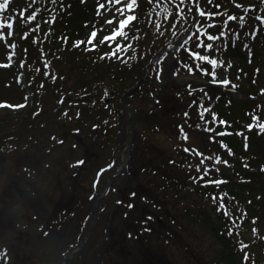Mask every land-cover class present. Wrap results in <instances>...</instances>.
Returning <instances> with one entry per match:
<instances>
[{"label": "trees", "instance_id": "1", "mask_svg": "<svg viewBox=\"0 0 264 264\" xmlns=\"http://www.w3.org/2000/svg\"><path fill=\"white\" fill-rule=\"evenodd\" d=\"M137 3L138 19L125 29L128 40L120 38L116 42L101 43L102 40L97 41L96 37L91 44L87 43L91 32L100 27L94 4L89 0H57L55 4L51 0H14L12 7L0 11V24H13L12 29L0 28V35L5 37L0 41V55L10 63L9 67H0V73L5 75L0 81V96L3 98L0 105H26L20 108L0 106V153H3L0 155V173L15 181L21 178L17 192L18 188L29 186L35 180V174L44 175L49 184L51 175L53 182L57 173L44 171L35 165L31 153L38 147L48 161L47 167L43 163L45 169L50 168V160L54 159L53 154L57 151L48 149L51 139L54 140L61 131L53 123L59 116H62L60 121L73 118V115L79 120L75 121V129L71 132L76 141L78 136L85 138L89 134L88 128L98 138L101 129L106 132L103 137L113 135L117 129L118 154L119 141L126 137L127 109L130 107L133 110L130 147L135 153L130 147L127 149L124 171L113 176L112 181H118L125 170L131 173V169L143 172L145 180H155L147 194L151 193L149 208L156 218L147 220L145 214H141L135 223L148 222L151 227L148 238L158 255L181 264H264V133L258 131V125L264 123V100H250L257 92L264 94V82L261 80L264 72V25L255 19L256 16H264V0H213V5L200 0V7L225 14L213 21L218 27L209 29V34H218L219 25L227 14L244 15L243 26L235 21L229 22L230 28L225 29L230 30L229 39L212 42V50L195 48L190 40L187 44L183 42L177 51L163 53L157 62L154 60L160 57V53L176 46L190 29L192 33L196 32L193 26L199 19L195 15L196 8L186 0L180 5L185 15L176 16L173 20L180 0H137ZM237 3H242L243 7L236 8ZM214 4L221 7L217 9ZM32 14L37 19L27 20V16ZM53 17L54 23L49 24ZM201 23L204 22L201 20ZM34 28L37 30L33 31ZM7 32L12 35L8 36ZM231 32L239 34L234 44ZM79 41L85 43L76 47ZM117 43L126 50L113 57L112 51ZM12 44L16 45L15 49ZM193 50L216 59L218 67L213 69L206 62L195 60L190 55ZM9 56L13 58L9 60ZM50 58L62 69L63 83L67 84L61 88L54 86L33 111L30 105L34 97L30 93L34 90L31 64L41 61L46 65ZM45 65L39 63L37 66L42 77L49 72L48 65ZM56 66L53 67L57 69ZM211 71L216 75L212 76ZM14 72L18 74L16 78ZM225 78L229 86L232 84L236 90L243 91L249 99L236 102L228 92L212 83L214 79ZM80 79L81 86L78 87L84 92L72 88V83ZM54 80L61 84L56 77L47 82ZM27 82H31L32 88H28ZM5 86L24 90L27 95L20 93L22 99L14 101L12 94L15 92L5 91ZM86 94L96 101L106 97L104 106L94 114L91 110L84 113L83 108H90L86 105L90 106L92 102ZM121 96L123 105L120 104ZM140 97H144L142 102L137 101ZM52 100H62L60 109L65 104L69 106L64 107L60 115L59 108L52 110V105L43 109L45 103ZM167 100L168 103L173 102V110L169 108L170 104L167 105L168 110L161 104ZM179 103L181 109L176 107ZM137 108L143 111L140 115L134 114ZM201 112H204L203 119ZM26 115L29 117L22 125L26 134L8 133L6 125L12 124L17 129ZM101 118H104L102 123ZM17 120L18 125H15ZM220 121H225V124H220ZM250 123L256 127L249 129ZM209 128L213 131H207ZM219 132L229 135L220 136ZM22 138H26L25 143ZM58 139L55 141L61 142L57 149L61 153L60 175L63 176L65 170L62 168L66 166L73 174L75 160L70 158L73 150L65 149L66 138ZM87 139L94 144L90 138ZM104 145L102 140L99 147ZM11 146L12 149L7 150ZM186 148L189 151H185ZM24 149L26 155L21 154ZM120 152L122 154L123 150ZM50 154L52 156L46 158ZM217 157L226 160L227 164H215ZM200 160L204 163L199 164ZM117 165L111 163L109 166L108 163L102 169L109 171V177L117 171ZM36 169L41 173H36ZM201 176L203 179H199ZM218 179L225 183H207ZM111 188L120 197L117 201L119 208L124 205L125 209L134 212L142 206V199H139L140 205L136 201L143 198L142 190L140 194L139 191L138 194L131 191L132 198L127 199L122 189L117 191L116 185ZM56 189L55 186L53 190ZM221 204L225 208H221ZM170 206L172 209H168ZM158 210L168 219L163 224L164 218L157 214ZM177 223L180 228L173 227L172 224ZM139 232L136 231L137 236ZM154 234L159 235L156 240L152 238ZM167 235L172 239L176 236L175 244L168 241ZM184 240L189 242L187 253L183 251ZM180 250L182 254H179Z\"/></svg>", "mask_w": 264, "mask_h": 264}, {"label": "rangeland", "instance_id": "2", "mask_svg": "<svg viewBox=\"0 0 264 264\" xmlns=\"http://www.w3.org/2000/svg\"><path fill=\"white\" fill-rule=\"evenodd\" d=\"M13 2L14 0H11L10 4L12 5ZM89 3L94 4L95 17H97L98 4L106 3V0H89ZM137 12L138 3L136 9L128 14L136 15ZM111 16V12L105 13L103 10L98 15L99 19L98 17L97 19L99 20L98 24L100 28H96L98 32L97 41L98 39L103 40L104 36L111 35L112 28L116 25L105 24V21L111 18ZM14 23L16 24V22ZM25 28H27V25ZM5 63L6 59L1 54L0 64L3 65ZM39 63L45 65L41 61H36L34 64H31V68L34 70V77L32 76L34 90L32 89L30 91L34 95V97L31 96L33 100L30 104L32 105L31 109L33 111L40 106L41 101L54 89V86L61 88V85L65 86L67 84L63 83L65 81L64 74L60 66H56L53 58H50V61L46 62V65L49 67V72L43 77L40 73L38 74L39 69H37V66ZM6 64L9 65L10 63L8 62ZM53 66H56L57 69ZM17 75V73H13L15 78ZM262 76L261 80L264 82V72ZM4 77L5 75L0 73V81ZM54 77L58 78L61 84H57L55 80L48 84L47 81L52 80ZM13 81L15 82V80ZM80 81L81 79L75 84L72 83V88L75 87L76 91L79 89L82 90L78 87L81 86ZM222 81L220 83H218L219 81H215L213 85L217 84L221 86L223 91L228 92L229 96L236 102L247 101L249 99V95L238 89L236 90L232 84L230 86H224ZM26 85L28 88H32L31 82H27ZM6 86L5 91L12 90L15 92L12 94L14 101L22 99L21 95L23 96V93H25L24 96L27 95L24 90L20 91L12 87L14 85L8 88ZM82 91L84 92V89ZM255 93L256 91H254ZM263 95L262 92H257L253 98L250 97V100H256L258 98L264 100ZM86 97L90 98L92 102L90 106L88 104L86 105L90 108H83L84 113L85 110H91L94 114L99 107L104 106L106 97L102 96L97 101L88 94H86ZM1 99L3 98L0 96ZM138 100L142 102L144 97L137 98ZM43 103L45 102L43 101ZM62 103V100H52V102H46L43 109L46 106L50 107L52 105V110L59 108L60 115L63 108L69 106V104H65L60 109ZM120 104L123 105V96H121ZM161 104L164 107L170 104L169 108L171 110L174 108L173 102L170 101L168 103V100L164 103L161 101ZM176 107L181 109L180 103ZM127 112L128 120H130L131 116L133 117L132 108L129 107ZM141 112L143 111L137 108L134 114L140 115ZM69 115H72V113L70 112ZM36 116L41 121L39 115L37 114ZM28 117L29 115L23 117L17 129H14L12 124H7L6 128L8 133L25 135L26 131L22 125ZM61 117L59 116L56 120L54 117L51 118L52 121L55 120L53 123L58 125L61 131L57 133L54 140L51 139L52 143L48 149L55 148V151H57L56 153L53 151L54 154L52 153L54 159L50 160V168L45 169L48 161L47 159L45 160V154L39 151L38 147L31 153V159L35 165L42 167L44 171L57 173V177L53 182L51 181V175L49 176V184L48 181H45L44 175L39 176L35 174V180L23 189L18 188L17 192V183L21 181V178L15 181L9 175L3 176L0 173V264H64L65 262L68 264H181L180 262H175L158 255L155 246L150 243V238H148L151 230L148 222L141 221L137 225L135 223V220L139 219V215L141 214H145V219L147 220L156 218V214L149 208V197L151 193L149 195L147 194L155 180H145L142 175L143 172L141 174L136 169H131V173L125 170V173L119 176L118 181H112L111 178H108L109 171L102 169L108 163L109 166L111 163L114 166L118 163V171H124L122 169L125 163V152L130 147L132 138L131 124H127L126 126L124 142L119 141V152L123 150V153L118 152L116 154L119 140L117 137V129H115L113 135L110 134L106 137H103L106 134L105 130L101 129L99 132L101 136L98 138L88 128L89 134L85 138H79L78 136L77 143L74 137L71 136V132L75 129V121L79 120H76L73 115V118L67 117L65 118L66 121H60ZM101 120V123L104 122V118H101ZM15 125H18V120L15 122ZM58 138H66L67 142L64 143L65 149L69 148L73 150L70 157L73 161L75 160V168L72 169L74 171L73 174H70V169L66 166L62 168L65 170V173L62 174L63 176L60 175L61 153L57 149L61 142L55 141L59 140ZM87 138H90L94 144ZM102 140L105 145L101 148L99 147V143ZM22 142L25 143L26 138H22ZM124 143L125 145H122ZM74 144H77V147H74ZM11 149L12 146L7 150L10 151ZM130 149L131 152L135 153L132 147ZM24 150L21 152L22 155L27 154L26 149ZM2 151L4 152L5 150ZM2 154L1 152L0 155ZM52 154L46 156V158H50ZM7 171L9 172L10 168ZM38 172L41 173V170L36 169V173ZM111 184L116 185L117 191L122 189L127 194V199L132 198L131 191H135L137 194L139 191L140 194L142 190L143 198L136 199L139 205V199H142V206L134 211L137 214L131 209H125L124 205L122 208L118 207L117 201L120 197L113 193L112 188L109 192L107 191ZM55 186L57 189L53 190ZM168 209H172V207L170 206ZM162 213L161 210H158L157 214H161L164 218L161 224L168 220ZM173 218L176 219L175 217ZM42 225L54 227H52V231L46 232L44 231L45 228L41 227ZM172 225L174 228H180V224L178 223ZM136 231L141 232L138 233L139 236L136 235ZM46 233H49V235L46 236ZM158 237V234L152 236L154 240ZM166 237L170 238L168 241L175 244L176 236H174V239L169 235ZM78 246L81 249L77 253L73 252L78 250ZM183 248V251L187 253L188 250H186V247ZM159 252L166 254L160 249ZM179 254H182V250L179 251Z\"/></svg>", "mask_w": 264, "mask_h": 264}, {"label": "snow or ice", "instance_id": "3", "mask_svg": "<svg viewBox=\"0 0 264 264\" xmlns=\"http://www.w3.org/2000/svg\"><path fill=\"white\" fill-rule=\"evenodd\" d=\"M51 2L53 4H55L57 2V0H51ZM11 3V0H0V11H4L5 9H7L9 7V4ZM186 0H180V3L176 5L175 11H174V15L172 17V19L174 20L176 16H181L183 17L185 15V13L181 10L180 5L185 4ZM187 3L196 8V17L199 18L196 20V23L193 25L194 27H196V32L191 33L189 36H187V38L184 40V43L187 44L188 41H193V44L195 46V48H200V49H206V50H212L214 45L212 42L214 41H220L222 38L227 40L229 39L230 36V30L226 31L225 29H229V22H238L239 26H243V22L245 21V16L244 15H234V14H227L226 18L223 19L222 24L219 25L220 31L218 32V34H209V29H215L218 27V25L216 23H214L213 21H215V19L217 17H224L225 14L223 12L220 11H216L213 12L211 10H208L205 7H200V0H187ZM206 4L207 5H213V0H206ZM111 6V7H109ZM137 7V0H106V3H99L98 4V8H97V14L100 15L101 14V10H103V12L107 13V12H111L112 16L111 18L107 19L105 21V24L107 25H116L115 27L112 28L111 31V35H107L103 37V40L101 41V43H105V42H116L118 41L120 38H123L125 40L129 39V36L127 34V32L125 31L126 28H128L130 25L133 24V22L137 21L138 17L136 15H131L128 13H132ZM214 7H216L217 9H219L221 7L220 4H214ZM236 8H242L243 5L242 3H237L235 4ZM189 10H191V8H189ZM37 19L36 15L32 14V15H28L27 16V20L29 21H35ZM256 20L260 21L261 25H264V16H256L255 17ZM201 20L204 22L203 24L201 23ZM55 21V17L52 18V20L48 21L49 24L54 23ZM0 28H6V29H12L13 28V24L12 23H8L7 25L4 24H0ZM37 29H33V31H36ZM8 36H11L12 33L11 32H7ZM98 32L96 30L92 31L90 34V39L87 41L88 44H91L97 37ZM231 37H232V43L234 44L236 42V40L239 38V34L235 33V32H231ZM4 36L0 35V41L4 40ZM207 41V42H206ZM85 41H79L76 43V47H79L80 44H84ZM131 45H128V48H130ZM12 48L15 49L16 45L12 44ZM94 50V49H93ZM125 47L123 45H120L119 43L116 44V48L112 51V56L116 57L118 55L119 52L121 51H125ZM15 55V53H13V56ZM191 57H193L195 60L198 61H204L207 64L211 65L213 69H215L216 67H218V61L216 59H211L208 55H203L200 52H197L195 50L190 52ZM13 57L9 56L8 59L11 60ZM10 65L8 64H3L0 65V67H9ZM21 67H23V65H20ZM45 67H47V65H45ZM210 74L212 76H215L216 73L215 71H211ZM224 86H228L229 85V81L228 80H223L222 81ZM0 106H4V107H16V108H20V107H24L26 105H17V106H9V105H0ZM204 111H208V109H205ZM185 116H187V113H185ZM200 117L201 119H203L204 117V112L200 113ZM254 119H259V118H254ZM213 121H215V116H213ZM220 124H225V121H220ZM249 129H253L256 126L252 125L251 123L249 124ZM181 131H183V129H181ZM207 131L211 132L213 131V129L209 128L207 129ZM258 131L261 133H264V123H260L258 125ZM218 135L220 136H225V135H229V133H225V132H219ZM240 135H243V133H240ZM184 139L187 140L188 137L185 135ZM245 139H247V137H245ZM225 147H227L225 145ZM185 151H189V149H185ZM204 160H200L199 164H203ZM227 164V161H222L220 158H215V164L219 165V164ZM205 175H207V170L205 171ZM195 179V178H194ZM199 179H203V176L199 177ZM207 183H211V184H216V185H220L225 183V181L223 180H209L207 181ZM216 198H214L215 200ZM219 199H223V197H220ZM131 206V205H130ZM221 208H225V206L223 204L220 205ZM225 215H227V212H225ZM229 231H231V229H229Z\"/></svg>", "mask_w": 264, "mask_h": 264}, {"label": "flooded vegetation", "instance_id": "4", "mask_svg": "<svg viewBox=\"0 0 264 264\" xmlns=\"http://www.w3.org/2000/svg\"><path fill=\"white\" fill-rule=\"evenodd\" d=\"M41 227H42V228H45L44 231L47 232V231H52V227H54V226L51 227V226H48V225H42ZM40 229H41V228H40ZM41 230H42V229H41ZM45 235L48 236L49 233H46Z\"/></svg>", "mask_w": 264, "mask_h": 264}, {"label": "bare ground", "instance_id": "5", "mask_svg": "<svg viewBox=\"0 0 264 264\" xmlns=\"http://www.w3.org/2000/svg\"><path fill=\"white\" fill-rule=\"evenodd\" d=\"M187 249L189 250V244L187 245Z\"/></svg>", "mask_w": 264, "mask_h": 264}, {"label": "water", "instance_id": "6", "mask_svg": "<svg viewBox=\"0 0 264 264\" xmlns=\"http://www.w3.org/2000/svg\"><path fill=\"white\" fill-rule=\"evenodd\" d=\"M89 233V232H88Z\"/></svg>", "mask_w": 264, "mask_h": 264}]
</instances>
